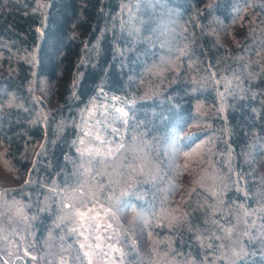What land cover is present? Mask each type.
Here are the masks:
<instances>
[{"label":"trees","instance_id":"trees-1","mask_svg":"<svg viewBox=\"0 0 264 264\" xmlns=\"http://www.w3.org/2000/svg\"><path fill=\"white\" fill-rule=\"evenodd\" d=\"M0 167V264H264V0H0Z\"/></svg>","mask_w":264,"mask_h":264},{"label":"rangeland","instance_id":"rangeland-1","mask_svg":"<svg viewBox=\"0 0 264 264\" xmlns=\"http://www.w3.org/2000/svg\"><path fill=\"white\" fill-rule=\"evenodd\" d=\"M0 175L8 177L5 168L0 167ZM8 202L0 190V238L10 247L19 244L30 249L29 237L24 234L25 226L18 221L16 215L6 207ZM82 223L79 225V242L85 252L86 264H121L118 257V246L105 243V229L110 226L103 205H87L82 208ZM95 218V219H93ZM26 233V232H25ZM31 250V249H30Z\"/></svg>","mask_w":264,"mask_h":264},{"label":"snow or ice","instance_id":"snow-or-ice-1","mask_svg":"<svg viewBox=\"0 0 264 264\" xmlns=\"http://www.w3.org/2000/svg\"><path fill=\"white\" fill-rule=\"evenodd\" d=\"M93 219H95V218H93Z\"/></svg>","mask_w":264,"mask_h":264}]
</instances>
